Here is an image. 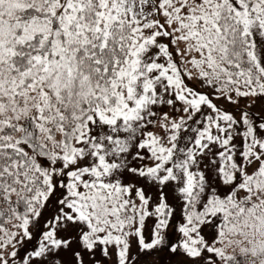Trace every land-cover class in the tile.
Instances as JSON below:
<instances>
[{"label":"snow or ice","instance_id":"snow-or-ice-1","mask_svg":"<svg viewBox=\"0 0 264 264\" xmlns=\"http://www.w3.org/2000/svg\"><path fill=\"white\" fill-rule=\"evenodd\" d=\"M0 264H264V0H0Z\"/></svg>","mask_w":264,"mask_h":264}]
</instances>
